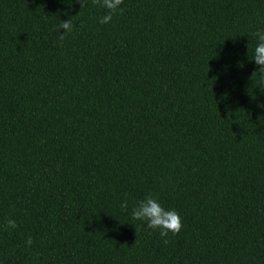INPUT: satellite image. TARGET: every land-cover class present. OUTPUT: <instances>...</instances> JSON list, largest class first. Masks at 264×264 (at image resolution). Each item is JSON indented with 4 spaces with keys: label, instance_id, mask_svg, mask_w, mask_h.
I'll list each match as a JSON object with an SVG mask.
<instances>
[{
    "label": "trees",
    "instance_id": "obj_1",
    "mask_svg": "<svg viewBox=\"0 0 264 264\" xmlns=\"http://www.w3.org/2000/svg\"><path fill=\"white\" fill-rule=\"evenodd\" d=\"M83 3L0 0V264H264V0Z\"/></svg>",
    "mask_w": 264,
    "mask_h": 264
},
{
    "label": "clouds",
    "instance_id": "obj_2",
    "mask_svg": "<svg viewBox=\"0 0 264 264\" xmlns=\"http://www.w3.org/2000/svg\"><path fill=\"white\" fill-rule=\"evenodd\" d=\"M63 2V0H62ZM69 6H71L72 0H67ZM81 8L84 6L83 0H78ZM93 3L100 8L106 9V12L98 20L100 24H108L112 21L115 14H122L124 9L122 7L123 0H93ZM73 17L69 16L66 20H61V23L57 26L56 31L59 33L58 40L62 43L65 36L73 31ZM63 29L62 32L59 30ZM253 35L255 36L257 43L252 51V58L256 65L259 67L257 71L264 76V29H257ZM121 207L128 208L127 200L123 201ZM132 219L146 222L147 228L152 230H159V235L164 238V243L169 242V233L172 235L179 234L183 227L181 217L179 213L174 209L166 210L158 200L152 195H146L143 199L138 200L132 208ZM7 227L15 229L17 224L15 220L8 219ZM33 243L31 236L27 238L25 244L30 246Z\"/></svg>",
    "mask_w": 264,
    "mask_h": 264
}]
</instances>
